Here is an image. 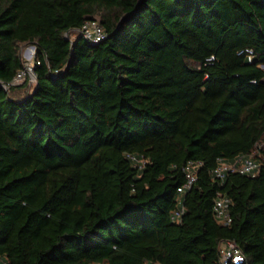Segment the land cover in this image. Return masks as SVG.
I'll use <instances>...</instances> for the list:
<instances>
[{"label":"trees","instance_id":"16d2710c","mask_svg":"<svg viewBox=\"0 0 264 264\" xmlns=\"http://www.w3.org/2000/svg\"><path fill=\"white\" fill-rule=\"evenodd\" d=\"M89 19L105 39L84 38ZM26 44L36 83L13 84ZM259 142L264 0H0L8 264H220L229 239L241 264H264V163L214 175Z\"/></svg>","mask_w":264,"mask_h":264},{"label":"built area","instance_id":"2783aa9c","mask_svg":"<svg viewBox=\"0 0 264 264\" xmlns=\"http://www.w3.org/2000/svg\"><path fill=\"white\" fill-rule=\"evenodd\" d=\"M85 39L91 40L92 42H100L106 38L107 32L96 19H89L84 22L82 27L79 29ZM246 52L250 57L253 56V50L250 48L246 49ZM37 48L35 45L27 47L26 51H23V65L24 67L18 71L13 79V84H21L24 80L29 77L30 80H36L35 68L40 64V61L36 59ZM213 59L210 56L208 60ZM264 163V142H259L255 149L248 155H241L237 157L234 162L221 161L219 165L214 169V175L217 178L223 179L227 170L238 171L240 173L256 174L260 168V165ZM202 164L201 161L191 160L185 167V173L187 182L184 185L178 187V192L183 193L190 188L196 181L197 168ZM231 198L229 196L220 195L215 202L214 209L218 220L224 224H228L231 219ZM185 212L183 206H181L173 215L174 220L180 219L181 215ZM220 264H241L246 258L238 244L233 240H226L223 243L221 251ZM0 264H8L5 257L0 255ZM159 264V263H157Z\"/></svg>","mask_w":264,"mask_h":264},{"label":"rangeland","instance_id":"374dc122","mask_svg":"<svg viewBox=\"0 0 264 264\" xmlns=\"http://www.w3.org/2000/svg\"><path fill=\"white\" fill-rule=\"evenodd\" d=\"M77 33H79V31H73V33H69V36L73 37L75 36ZM32 44H26L23 46V51L27 49V47L31 46ZM29 81L34 85L36 83L35 79L34 80H30Z\"/></svg>","mask_w":264,"mask_h":264}]
</instances>
